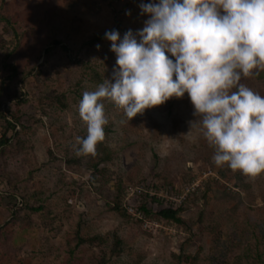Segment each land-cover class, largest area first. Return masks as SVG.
Wrapping results in <instances>:
<instances>
[{
  "label": "rangeland",
  "instance_id": "1",
  "mask_svg": "<svg viewBox=\"0 0 264 264\" xmlns=\"http://www.w3.org/2000/svg\"><path fill=\"white\" fill-rule=\"evenodd\" d=\"M148 2L0 0V264H264V172L214 163L187 93L130 120L105 99L96 152L109 158L94 169L74 153L82 93L112 78L105 32L141 29ZM253 73L241 82L264 96V68ZM137 184L180 189L130 199L153 213L184 201L181 222L150 229L119 214L116 197Z\"/></svg>",
  "mask_w": 264,
  "mask_h": 264
},
{
  "label": "clouds",
  "instance_id": "2",
  "mask_svg": "<svg viewBox=\"0 0 264 264\" xmlns=\"http://www.w3.org/2000/svg\"><path fill=\"white\" fill-rule=\"evenodd\" d=\"M139 7L148 14L141 29L122 37L105 32L116 55L112 78L82 93L87 134L75 137L74 153L95 155L104 141L105 99L130 120L187 93L199 117L190 125L213 147L214 163L264 172V96L241 82L264 68V0H149Z\"/></svg>",
  "mask_w": 264,
  "mask_h": 264
},
{
  "label": "trees",
  "instance_id": "3",
  "mask_svg": "<svg viewBox=\"0 0 264 264\" xmlns=\"http://www.w3.org/2000/svg\"><path fill=\"white\" fill-rule=\"evenodd\" d=\"M1 19L3 21H5L6 23L9 22L8 19H6L5 17H1ZM11 69L12 70L14 69V67L12 65H11ZM6 123H7V125L9 127H12V122L6 121ZM6 142H7V138H5V135H1V137H0V147L5 145ZM98 151H99L98 153L96 152V154L92 156V160H91V165L90 166L93 167L94 169L97 168L98 162L106 160L110 156L108 149H106L105 147L98 148ZM187 184L190 185L189 182ZM135 186H141L142 187V190L140 192H136L135 193L136 197L138 195H141V194H143L145 196L148 194L147 187H144L141 184H137ZM204 186H205V184H204ZM196 188H198V187H196ZM153 189H155L157 191H159V190L165 191L167 194H169V193L170 194H173V193L178 194L180 192V189H179V191H177V190L173 191L174 189H173L172 185H170L169 187H166V188L165 187H160V186L157 185V186H154ZM127 190H128V187H125L124 190L122 189L121 194L116 197L114 208L117 209L119 214H121L122 216H125V217H131L136 223H138L141 226L143 221L141 219H139V218L133 217L132 215H130L126 211L125 207L124 208L122 207V197H124V195L126 194ZM193 190L191 191L192 194L194 193ZM149 198L154 199L155 202L163 201V199H161V198H159V197H157L155 195H151ZM183 202L180 203V204H174L172 202H167L166 201V205L164 207L159 208L155 213H153L144 204L136 205L133 202L132 203H133L135 209L138 210V211H141L146 219L155 220V221H158V222H160L162 224H165V223H168L170 221H175V222H179V223L181 222V220L177 216V213H178V210L181 209V206H182ZM251 264H258V263H257L256 259H254V260L251 261Z\"/></svg>",
  "mask_w": 264,
  "mask_h": 264
},
{
  "label": "built area",
  "instance_id": "4",
  "mask_svg": "<svg viewBox=\"0 0 264 264\" xmlns=\"http://www.w3.org/2000/svg\"><path fill=\"white\" fill-rule=\"evenodd\" d=\"M195 186H198V182L197 183L193 182L192 184L186 186L182 192V195L180 196V199H178V200L180 201L181 199H183L184 196H186L190 191H192L195 188ZM141 190H142L141 186H133L131 188H128V190L126 192L125 203H124V207H125L126 211L130 215H132L133 217L141 219L143 221L142 225L144 228H147V227L150 228L151 227V228H155V229H164L165 228L163 226L164 224H162L158 221H155V220L146 219L141 211H138L135 209V207H134V205L130 199V196H132L133 193L140 192ZM147 192L149 195H156L157 197H159L161 199L169 197L168 194L162 190L157 191L153 188H150L147 190ZM169 198H171V197H169Z\"/></svg>",
  "mask_w": 264,
  "mask_h": 264
}]
</instances>
